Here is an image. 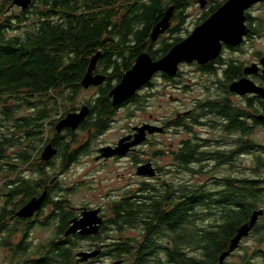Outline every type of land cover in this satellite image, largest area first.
<instances>
[{"label":"trees","instance_id":"obj_1","mask_svg":"<svg viewBox=\"0 0 264 264\" xmlns=\"http://www.w3.org/2000/svg\"><path fill=\"white\" fill-rule=\"evenodd\" d=\"M189 1L32 0L29 7L34 16L33 23L26 24L12 36H5L0 25V102L15 100L16 111L23 107L35 109L31 116L16 120L17 142L29 140L31 148L35 149L42 141V137L38 138L39 131L43 129L42 120L50 119L59 97H64L65 91L77 94L81 89L80 81L88 67V57L96 52L95 48L104 47L103 56L107 61L112 53H117L110 49V38H102L107 27H121L127 34L135 27L150 28L172 5L175 6L172 17L180 26L183 19L181 11ZM5 5V2L2 3L0 12ZM117 14L119 22L113 19ZM178 25L170 30L173 32L172 40L163 41L161 52H167L179 41ZM130 66L127 63L115 66V78L120 79ZM44 95L47 102L42 108H36V101ZM98 100V106L109 111V99L104 95ZM222 104L211 103L208 112L223 115L231 121L224 127L226 133H241L239 153L244 154L256 147L247 139L251 129L245 125V120L248 115L253 118L249 110L254 109L256 113L264 110L261 98L248 97L247 111L230 108L226 100ZM236 111L240 119L232 121ZM254 122L264 127L263 121L255 119ZM102 127L104 124L100 126L101 130ZM6 138L7 141L9 138ZM4 143L7 144L1 139L0 160L5 156L2 150ZM257 147L264 149V145ZM69 148L70 144H66L64 153ZM185 148L181 153L185 157L184 162L201 161L195 157L196 147ZM213 159L216 166L230 161L229 155L220 152ZM260 161L257 156L256 169L261 165ZM262 183L264 179L244 176L224 177L215 181L217 187L209 189L205 186H192V190L185 187L173 189L170 183L162 186L143 183L141 200L123 197L114 200L109 207L108 219L109 225L119 232L130 228L140 230V237L114 240L104 252H108L114 261L121 260L122 264L126 260H131L133 264H217L219 255L227 249L236 229L249 219L254 209L259 208L264 195ZM31 188L35 189L34 186ZM22 189L18 188V191ZM72 216L67 210L63 211L59 234L63 235ZM260 226L263 234L264 224L260 225L259 221L253 230L257 231ZM106 228L104 225L103 230ZM80 240L76 235L51 240L40 245L32 259L18 260L26 253V247L21 242L12 249V259L8 264H76L75 253ZM98 258L93 259L91 264ZM223 264H264V251L256 250L253 255L241 256L238 262L225 261Z\"/></svg>","mask_w":264,"mask_h":264},{"label":"flooded vegetation","instance_id":"obj_2","mask_svg":"<svg viewBox=\"0 0 264 264\" xmlns=\"http://www.w3.org/2000/svg\"><path fill=\"white\" fill-rule=\"evenodd\" d=\"M2 2H5L7 5H5V9L0 12V25L2 27L3 34L5 36H12L14 35L13 31H18V29H22L23 26L26 24H31L34 21V16L32 14V11H30V7L26 10H22L20 7L15 6L14 8L19 9L18 14H9L10 10L8 11V7L10 6L12 0H0ZM121 1V0H120ZM200 8L202 9V14L199 17V19L194 23L193 28L191 30L186 29L184 36L182 37L180 35L179 41L175 42L178 43L188 37L192 31L198 27L199 25L206 23L210 18H212L218 10L223 7L229 0H195ZM201 1L203 4H201ZM190 4V1H189ZM188 4V5H189ZM187 5V6H188ZM258 8L264 9V1L256 3L247 9H245V21L244 24L246 25L248 29V33L243 36L242 42L238 45H229L225 43L224 41H221L222 49L219 55L215 59H211L210 61L199 64L197 61L193 62H182L179 64L178 71L176 75L169 76L164 72L157 71L152 79L140 87L129 99L122 102L119 105L114 106L112 104V98L110 97L111 90L121 81L124 73L129 70L136 62V59L138 56L142 53H147L152 61H156L160 59L162 56H164L167 52L163 53L161 52L162 43L165 40H172L171 37L173 35V32L170 30L175 26L178 25V21L171 18V24L170 28L164 32L163 34L159 35L158 38L155 41L151 40V33L156 25V23L161 19H159L152 27L145 29V27H135L133 29H130V33L125 32V30L121 27H107L103 33V39L106 37L110 38V41L112 42V47L110 49L114 50L117 53H112L109 61L105 60L103 56V46H99L96 49L95 53H92L88 57L89 64L90 65L91 59L93 57H96V63L95 67L92 71L93 76H104V80L95 85L91 84L88 89H94V95L87 101L83 102L81 105L77 107H71L66 106L71 103L74 95L76 93L74 92H64V97H59L57 106L54 111L51 113L50 119L42 120L41 124L43 129L40 130L39 137H42V143L39 147H36L35 149L31 148V144L29 140L22 139V142H17L16 136L17 132L15 129V122L16 120H19L20 118L16 117V101L13 99L10 100H2L0 102V141L7 142V144H3L2 150L5 152V156L3 159L0 160V171L5 173V176L7 178V182H5L4 187L6 189L7 187V194L4 198L6 200L5 204H0V216H2V219L0 220V232L6 231V229H9V224L13 223L12 225L15 228H22L20 231H23V236L21 237V242H26V236L29 229L32 228L33 225L40 224L42 226L50 225V222L54 219L58 218L59 222L56 225L54 234L52 238L49 240H58L62 239L63 237H69V236H79L82 240H88V241H98V239H101V233L103 231L104 225L107 223V219L105 218V215L103 214V208L100 207H89V206H82L79 209V213L74 214V212L68 211L70 214H72V218L69 219V225L73 218L79 217L82 210H93V209H100V216L103 219V223L98 231V233L90 236H80L78 233L71 234L69 236L65 235V231L68 229V227L65 229L63 235L59 234V225L61 221V217L63 214V211L68 209H74L73 206H71V202L64 198L59 189H58V181L59 176L57 177V172L53 171L55 167H58L61 172L65 171L69 167L73 166L74 164L79 162L80 155L86 152L87 145L84 143H81L78 141L77 135L78 133H84L85 135H102L104 134L108 127L110 126V122L117 116V114L121 110H130L136 109L141 110L148 106L149 100L151 97L156 95L155 87L157 84V80H163L165 82H168L169 85L177 86V83L182 75L183 67L184 66H192L195 68V71L199 72L202 76L209 77V81L214 84V87H216V97L215 98H209L206 101L203 102H197L195 106L189 110L186 111H177L175 112L171 117L168 119H164L161 121L158 120H147V121H141L139 123H136L134 125H131L129 127V130L123 134V136L119 137L118 140L112 144H104L101 145L97 149V154L94 156V159L96 161L105 162V161H119L126 158H131L132 163H134V169L135 174L138 177H141L145 179L144 183L154 184V185H161L165 184L167 182H161L160 179L163 176V172L161 171V167L158 165L157 161L164 155V153L161 152V150H155V152L149 153L144 152L143 146L145 144H150L151 140L156 135L166 133L168 131H173L177 133H181L182 131H185L189 136L185 138L184 140H181L179 144L171 145L170 147V153L169 157L171 159L172 163V170L177 176H180L182 172H188V173H203V169L208 166V160L213 159L216 157L217 152L226 154V152L221 149L220 151H217L214 155V153L209 154L206 151L207 146L209 145V141L203 139L198 134L194 133V130L192 129L195 125H206L210 126L212 128H221L224 129L226 125L230 124V120H228L227 117H224L223 115H217L214 112L209 113V105L211 103H221L223 101H228V104H230V108L238 109L234 105V101L232 100V97H259L264 102V99L259 96L256 93L247 94L244 96H241L235 92L230 91L229 86L231 83L241 79L242 77H247L250 80H252L256 85L264 88V74H263V64L262 60H264V49L261 51H254L253 52V60L250 62L241 61V59L238 56L239 53L243 52V48L245 46H249L252 49L253 44L256 43L257 40L264 38V13L263 17H256L254 14ZM1 9V6H0ZM12 10V9H11ZM181 15L183 17L182 21L180 23H183L184 20L187 18V15L185 14V11H181ZM119 14L113 17V19H118ZM113 21V20H112ZM118 22L120 19L117 20ZM179 26V25H178ZM19 27V28H18ZM182 28L181 24L179 26V31ZM178 31V32H179ZM127 36H125V35ZM186 34V35H185ZM124 35V36H123ZM174 45V44H173ZM172 45V46H173ZM171 46V47H172ZM235 55V56H234ZM124 63L131 64V66L123 72L120 79L115 78L116 71L114 69L117 65H122ZM254 65V72L250 74H245L244 69L246 67H251ZM88 67L86 71L84 72L81 81L85 74L87 73ZM123 69H121L122 71ZM81 85V89H87ZM110 84V89H106V87ZM79 90V91H80ZM78 91V93H79ZM106 96L109 99L110 107L109 111L105 110L104 108H101V106H98V99L100 97ZM219 100H222L220 102ZM63 101H66L63 103ZM47 102V96H42V99H39L35 105L36 108L43 107V104ZM89 107V114L85 117V119L78 125V127L75 130H72L70 127H63L60 131H57V125L58 123L65 118V116L68 113H74L79 112L80 109L83 106ZM223 105V104H222ZM28 110H31V114L35 112V109L33 108H26ZM233 113L232 121H235L237 119H240L238 116L239 114ZM262 112L256 113L254 109L249 110L248 112L253 116V118L248 115L246 118L247 122H252L255 119H259L260 115L264 114V110L261 109ZM31 114H27L23 117L31 116ZM215 116L217 119L213 120V122L207 121L208 116ZM264 122V120H261ZM103 122V123H102ZM8 123V124H7ZM104 124L103 129L101 130L100 126ZM154 125V126H160L163 128V131L160 132H153L150 133L148 129L145 130L144 139L142 142L138 143L137 145H133L130 147V149L127 151L124 155H112L108 157H102L101 155V148L105 146H111L116 147L117 143L120 141V139L124 137H129V140L126 142H131L135 135L138 133L137 128H141L144 125ZM46 135L48 137L43 138V136ZM6 137H8L9 141H6ZM81 143V144H80ZM219 143V142H218ZM223 143V142H220ZM39 144V143H38ZM37 144V146H38ZM66 144H70V148L67 152L64 153V147ZM237 144V147L235 149L231 150L230 156H235L239 153V144ZM48 145H51V148L56 150V153L52 155L51 157L46 159V148ZM85 145V146H84ZM223 145V144H221ZM185 146L196 147L195 150V157L197 159H200L201 161H194V162H184L183 159L185 158L181 153L185 151ZM23 151H25V154H21ZM90 151V150H89ZM87 153V152H86ZM214 160V159H213ZM55 161L58 162V164L55 163ZM150 163V168H154L156 174L153 177L149 176H143L138 175L137 170L140 166ZM206 163V164H205ZM51 169V170H50ZM53 169V170H52ZM54 172V174H53ZM173 189H179L185 187V189L192 190L193 187L189 185V181L182 182V180L179 181V183H170ZM24 185V188H23ZM143 185V184H142ZM142 185L139 186L136 189H129L126 191V194L123 196V198H130L133 200L140 201V196L143 194L141 189ZM31 186H34L35 189L33 190ZM18 188H23L22 191H18ZM162 189V187H160ZM44 192H46L45 198L42 201V204L40 206V209L36 211L31 217L24 218L17 215V212L20 211L27 203H29L34 197L39 198ZM17 197H20V200L18 202H15V199ZM121 199V198H120ZM11 207L10 209H8ZM45 209H50L51 213L45 217H43V213ZM109 209V208H108ZM43 217V219H42ZM51 217V218H49ZM42 219V220H41ZM3 225V229H2ZM7 238H11V234L7 236ZM139 238V237H138ZM106 239V238H105ZM123 239H136V238H126ZM8 240V239H7ZM115 239H110L111 242H113ZM102 242V241H101ZM102 248V251L100 255L96 258H98L97 262H100V259L102 256H109L108 252H104L106 245H91L88 249L85 251H91L93 249ZM82 251V250H79ZM77 251L75 253V262L76 264H91L93 259L92 258L86 262H79L76 254L79 252ZM12 254V252H11ZM111 259V256H109L108 260ZM113 263V262H112ZM125 263L133 264L131 260H126Z\"/></svg>","mask_w":264,"mask_h":264},{"label":"rangeland","instance_id":"obj_3","mask_svg":"<svg viewBox=\"0 0 264 264\" xmlns=\"http://www.w3.org/2000/svg\"><path fill=\"white\" fill-rule=\"evenodd\" d=\"M2 3L4 2L0 1V6ZM9 10V14L19 13L18 8L13 9L12 7L9 9L8 7V11ZM184 11L187 18L181 23L182 28L178 32V35L182 37L186 29L191 30L193 28L194 23L202 14V9L195 0H190V4L185 7ZM263 13L264 9L258 8L254 14L256 17L258 16L261 18L263 17ZM20 30L21 29H18V31H13L12 33L16 34ZM253 48L254 49L245 46L243 52L239 53L237 57H239L241 61H252L253 52L262 51L264 49V38L257 40L256 43L253 44ZM182 69L183 72L176 87L174 85H169L168 82L163 80H157L155 87L156 95L150 98L148 106H146L143 111L136 109H131V111L121 110L110 122L107 131L102 135H85L84 133H78V141L81 143L85 142V145H87V153L81 154L79 162L63 172H61L58 167H55L54 170L52 169L57 172V177L59 176L57 185L61 195L68 199L71 202V206L74 207V209L68 207V209H66L67 211L76 214L80 211L77 208L82 206L100 207L103 208V214L108 220L110 217L108 208L113 201L122 198L127 190L136 189L147 181L135 174L134 163H132L131 158L119 161H96L94 156L97 154V149L101 145L116 142L119 137L123 136V134L129 130L131 125L147 120L161 121L168 119L177 111L189 110L193 108L197 102H203L209 98L216 97L217 89L214 87V84L208 80L209 77L202 76L199 72L195 71V68L192 66H184ZM93 95L94 89H82L79 93L74 95L71 103L66 106L77 107L89 100ZM247 98L232 97V100L238 110L247 111ZM38 99L35 98L34 100ZM64 102L66 101H63V103ZM26 108L27 107H23L18 110L16 112V117L21 118L27 114H31V110ZM216 119L217 118L212 115L208 116L207 121L211 123ZM245 125L251 129L247 139L252 141V144L256 145V147H253L244 154H236L233 157L230 156L231 150L237 147L236 143H239L238 141L241 137L240 132L226 133L224 129L221 128H212L206 125L193 126L192 129L195 134H198L203 139L210 142L206 148L209 154L216 153L221 149L226 152V155L230 154V161L218 166H216V161L209 159L207 163L208 166L203 169V173L194 174L182 172L180 176H177L172 170V163L169 157L170 147L173 144H179L181 140L189 136L185 131L181 133L178 131L175 133L170 130L166 133L156 135L153 140H151L150 144H145L142 148L145 153H152L155 152V150H161V152L164 153L157 161L163 172V176L160 179L161 182L175 184L179 183L180 180H182V182L189 181V185L193 187L205 186L206 189H209V187H217L215 184L216 180L228 176L235 178L244 176L252 179H264V149L257 147L264 145V127L263 125H256L254 121L247 122V120H245ZM46 137L48 136H43V138ZM41 143L42 142H40L37 147H39ZM257 156L261 159V165L258 169H256L258 164ZM55 163L58 164L57 161H55ZM5 182H7L5 173L0 171V204H5L6 202V200H4L7 194V187L6 189L4 187ZM261 187L264 189V183H262ZM19 200L20 197H17L15 202ZM258 205L264 208V195L261 197ZM10 208L11 207L8 209ZM50 213V209H45L43 217ZM58 222L59 219L56 218L51 221L48 226H42L40 224L33 225L32 228L28 230L26 242H24L26 253L21 255L18 260L21 258L32 259L36 249L40 245H45L52 238ZM259 223L260 225L264 224V215L259 219ZM12 224L13 223L9 224V227H7L9 229H6V231L0 232V264L10 263L12 259V249L21 243L23 231L20 230L22 228H15ZM106 226L107 228L101 233V239H98V241L82 240L78 243L76 251L86 250L91 245L99 244L106 245V248H110V239L140 237V230L137 229L130 228L123 232H119L112 228L108 221ZM9 234H11V238H7ZM256 250L264 251V233L262 234L261 226L257 231L252 230L247 237L242 239L237 249L226 259V262H238L241 256L253 255ZM109 256H102L100 262L95 264H112L114 260L112 258L108 260Z\"/></svg>","mask_w":264,"mask_h":264},{"label":"water","instance_id":"obj_4","mask_svg":"<svg viewBox=\"0 0 264 264\" xmlns=\"http://www.w3.org/2000/svg\"><path fill=\"white\" fill-rule=\"evenodd\" d=\"M264 0H229L218 12L210 18L206 23L196 27L192 33L182 41L174 44L171 49L160 59L152 61L147 53H142L136 59L135 64L127 70L121 81L111 90L110 97L114 106L121 104L129 99L140 87L148 83L157 71L166 73L169 76L177 74L179 64L182 62L197 61L199 64L206 63L211 59H215L222 49L221 41L229 45H238L242 42L243 36L248 33V29L244 24L245 14L244 11L248 7L262 2ZM32 0H12L9 9L18 6L22 10L29 8ZM201 4L203 2L201 1ZM175 6H169L161 19L154 26L151 33V40L155 41L159 35L163 34L170 28L171 18ZM96 57L91 59L87 73L83 77L81 84L87 88L91 84H99L104 80V76H93L92 71L95 67ZM263 74H264V60ZM254 65L244 69L245 74L254 72ZM230 91L235 92L241 96L256 93L264 99V88L256 85L252 80L247 77L233 82L229 86ZM89 114V107L83 106L79 112L68 113L57 125V131L63 127H70L75 130L78 125ZM259 119L264 120V114L259 116ZM148 129L150 133L163 131L160 126L144 125L137 128V134L134 139L127 143L129 137L120 139L116 147L105 146L101 148L100 152L102 157L112 155H124L133 145H137L144 139V132ZM46 159L56 153V150L48 145L46 148ZM151 164L146 163L140 166L137 170L138 175L153 177L156 172L154 168H150ZM46 192L39 198L34 197L27 203L20 211L17 212L18 216L29 218L36 211L40 209L42 201L44 200ZM101 210H82L79 217L71 220L70 226L65 231V235L78 233L80 236H90L98 233L103 219L100 216ZM264 215V208L259 207L254 209L249 219L240 225L235 234L229 240L227 249L220 255L217 264H223L226 259L237 249L243 238L247 237L253 230L260 217ZM102 248L93 249L91 251H79L76 256L79 262H86L92 258L100 255ZM112 264H122L121 260L113 261Z\"/></svg>","mask_w":264,"mask_h":264}]
</instances>
